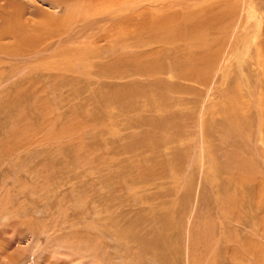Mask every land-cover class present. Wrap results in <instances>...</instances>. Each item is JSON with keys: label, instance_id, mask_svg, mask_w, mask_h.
I'll use <instances>...</instances> for the list:
<instances>
[{"label": "rangeland", "instance_id": "374dc122", "mask_svg": "<svg viewBox=\"0 0 264 264\" xmlns=\"http://www.w3.org/2000/svg\"><path fill=\"white\" fill-rule=\"evenodd\" d=\"M78 1L0 39V264H264V0Z\"/></svg>", "mask_w": 264, "mask_h": 264}, {"label": "bare ground", "instance_id": "6f19581e", "mask_svg": "<svg viewBox=\"0 0 264 264\" xmlns=\"http://www.w3.org/2000/svg\"><path fill=\"white\" fill-rule=\"evenodd\" d=\"M2 1V0H1ZM3 1H7L8 2V8H11L12 10H14V11H17V15L18 16H15V15H12L11 14V16L12 17H9V15H8V12H7V8L6 7H2L1 5H0V25H2V26H5V27H9V29L8 30H5V31H0V39H4V38H11V39H15L16 41H17V44L18 45H21L22 43H24V44H30V42H31V40L29 39V38H22V37H26V36H22V33L20 32L19 33V29H22V28H25V27H28L29 25H27V24H25L24 25V22H22V20H23V15L24 14H22V12L20 13V10H19V8L17 7L16 8V5H15V0H3ZM62 1V3H63V0H60V2ZM80 1V0H79ZM78 1V2H79ZM67 3V5L66 6H69V4L71 3V4H74V5H78L76 2H77V0H64V3ZM68 2H70L69 4H68ZM79 6V5H78ZM75 8H77L76 6H75ZM23 11V10H22ZM254 13V12H253ZM15 22L16 23H18V24H16V26H14V27H16V28H13L12 29V27H11V25H13V24H15ZM21 23V24H20ZM18 25V26H17ZM21 25V26H20ZM20 27V28H19ZM190 28H192L193 29V31H195L196 32V35H198V28H197V26L195 25V26H190ZM5 29V28H4ZM7 29V28H6ZM16 30H18V31H16ZM125 31V30H124ZM21 37V38H20ZM31 39H32V37H30ZM118 39H120V38H118ZM120 42H123L122 40L120 41ZM17 49V48H16ZM23 50H25V48H23L21 51L19 50V51H15L14 50V48L12 47V48H2L1 47V44H0V53L1 52H3V54H5L4 52H8V54H13V52L14 53H17V52H23ZM124 50V49H123ZM122 50V51H123ZM7 54V55H8ZM18 54V53H17ZM25 54H27V51H25ZM25 54H18V56H21V55H25ZM28 54H31V53H28ZM125 54V53H124ZM260 54V53H259ZM14 55V54H13ZM17 56V55H16ZM125 57H126V55H125ZM125 60H126V58H124ZM130 61H131V59H130ZM132 62V61H131ZM258 62H259V64H261V65H263L264 66V55L261 53V55L259 56V58H258ZM138 67V65H134V67L132 68V69H134L135 68V70H132V73H136L137 71H136V68ZM260 103H264L263 102V100L261 99L260 100V98H259V103L258 104H260ZM234 115V114H233ZM260 117H262L263 118V116H260ZM232 122H239V120H236L235 121V118H234V116H232ZM232 127V126H231ZM232 128H236L235 126H233ZM263 133H262V131L260 130V140L263 142V135H262ZM248 162V161H247ZM257 199H258V201L257 202H259L258 203V206L260 207V206H264V191H261V192H258V197H257ZM240 222H241V220H240ZM241 226V225H240ZM236 239V238H235ZM245 241V240H244ZM237 243V242H236ZM255 243V242H254ZM254 243H253V245H254ZM257 243V242H256ZM258 244V243H257ZM242 245H244V244H242ZM240 248V247H239ZM243 256V257H242ZM232 257H233V259L236 261V263L237 264H242L241 262H242V260H243V258L245 257H248V256H246L245 255V253L244 252H239V253H232ZM188 264V263H187Z\"/></svg>", "mask_w": 264, "mask_h": 264}]
</instances>
